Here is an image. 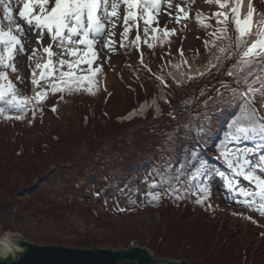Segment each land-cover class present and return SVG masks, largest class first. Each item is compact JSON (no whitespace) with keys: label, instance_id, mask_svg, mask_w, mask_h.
<instances>
[{"label":"trees","instance_id":"16d2710c","mask_svg":"<svg viewBox=\"0 0 264 264\" xmlns=\"http://www.w3.org/2000/svg\"><path fill=\"white\" fill-rule=\"evenodd\" d=\"M208 24L211 27L205 28L204 33L211 41L215 19ZM128 38L129 42L130 38L135 40L132 36ZM128 43L123 48L133 52L134 46ZM116 44L122 50L121 43ZM143 44L144 41L141 46ZM212 49L204 45L183 55L174 54L175 57L165 63L187 67L189 60L195 58L200 61L202 57H208ZM231 63L226 60L219 72L212 69L210 73L188 80L184 85H173L167 79L169 87L166 88L155 79L157 73L144 68L143 76L150 88L139 84L140 88L135 93H140L142 101L144 95L150 96L152 92L166 116L153 118L150 109L144 119L118 123L115 117L104 112L101 105L93 104L90 96L94 91H80L65 93L62 99L57 93L59 98L55 104L59 107L55 105V108L60 116L57 115L55 120L58 121L45 134L36 132L28 138L24 135L23 132L34 124L31 112L22 120L0 117V235H20L30 243L41 244L43 242L38 235L46 226L59 225L65 229L62 225L74 216L87 226L92 225V232L82 235L71 230L66 232L69 236L55 235L45 245L69 249L111 246L116 249L126 248L129 242H133L146 248L155 258L187 264H264V248L255 247L254 254L248 247L239 246L241 249L236 250L230 246L234 242V234L224 222L216 221L209 226L199 216L205 213L206 203L196 204L193 195L175 199L166 194L163 188L167 187V173L172 170L166 168L165 173L159 172L166 161L181 160L193 148L209 168H221L222 162L213 157L218 155L215 145L225 135L229 113L212 119L210 131L199 146L192 143L185 133L199 135L196 126L201 122V115L205 112L211 114L216 108L209 98L217 96L221 81L231 79L226 74L221 75ZM16 64H19L17 58L14 60ZM13 83L16 86L15 81ZM165 100L168 102L165 103ZM136 101L133 108L137 107ZM168 109L174 110L170 111L172 118L167 116ZM6 115L15 113L6 112ZM261 115H264V110H261ZM83 116L87 118L85 127L81 123ZM76 120L79 121L76 123ZM191 125L194 133L188 130ZM177 131L181 135L175 142L176 151L171 152L166 138ZM194 171L195 168L192 169ZM190 176L191 172L185 178V187ZM152 185L156 187L152 188ZM172 185L178 186L174 181ZM149 190L159 192V199L152 200L146 196ZM143 211L160 212V220L148 227L151 230L149 233L153 230L161 232L157 239L169 245L162 248L150 242L152 240L145 243L139 236L138 228L133 230L129 226H121L116 220ZM110 232L115 235L111 236ZM104 234L109 235L102 236Z\"/></svg>","mask_w":264,"mask_h":264},{"label":"snow or ice","instance_id":"6c2138e0","mask_svg":"<svg viewBox=\"0 0 264 264\" xmlns=\"http://www.w3.org/2000/svg\"><path fill=\"white\" fill-rule=\"evenodd\" d=\"M208 2L217 5L218 11L209 18L215 19L216 26L210 33L211 41L206 40L205 46L209 50L215 48L217 54L205 72L197 71L189 80L200 78L212 69L219 72L226 60L232 63L221 75L226 74L231 79L221 81L217 96L209 98L216 108L211 114L201 115V122L196 126L199 135L185 133V136H190L191 142L199 146L210 131L212 119L229 113L225 135L215 145L218 155L213 159L225 164L231 175L209 168L193 148L183 159H170L159 169L160 173H165L166 168L172 170L167 173V187L163 191L175 199L193 195L196 204H204L210 195L211 178L219 176L228 191L235 194L226 197L230 203L242 204L264 216V115H261L264 110V15L254 18L253 0H247L246 14L240 12L242 0ZM163 3H167L163 16L169 21L181 24L190 18L181 5L175 6L174 14L173 5L167 0H0V117L22 120L29 112L35 117L50 95L60 93L62 99L65 93H91L97 83L95 78L102 71L98 64L93 67L99 58L96 45L104 40L102 47L114 53L112 30L120 19L118 9L121 5L125 6L121 47H126L128 34L139 21H143L146 36L152 24L156 28L151 31H157ZM197 22L206 29L211 27L200 19L199 14ZM162 32L168 37L174 35L176 29H168L165 25ZM33 36L37 47L28 56L32 65L33 95L26 96L20 94L9 78L8 70L17 71L14 60L18 54L26 52L25 42ZM139 42L137 35L129 44L138 50ZM147 46L153 47L150 43ZM41 49L43 55L39 54ZM179 51L183 55L182 49ZM16 79L23 83L22 77ZM155 79L162 87H169L161 77ZM50 108L56 111L54 105ZM156 111L159 114L160 109ZM6 112L15 115H6ZM180 135L177 131L166 138L169 151H176L175 142ZM190 172L185 187V178ZM241 180L245 182L244 186H241ZM173 181L177 187H173ZM145 195L158 200L160 193L149 190Z\"/></svg>","mask_w":264,"mask_h":264},{"label":"rangeland","instance_id":"374dc122","mask_svg":"<svg viewBox=\"0 0 264 264\" xmlns=\"http://www.w3.org/2000/svg\"><path fill=\"white\" fill-rule=\"evenodd\" d=\"M167 2L173 5L172 10L174 14L176 5L185 7V9L189 12V23L187 22V20L181 24H177L174 20L169 21L166 16H163V10L167 8V3H163L160 26L155 33L151 31L152 28H156L155 24H152V26L149 27V33L147 36L144 33V25L142 24L141 28L134 25L132 34L129 32L128 36L136 38V36L139 35L140 39H142L139 42L140 46L138 50L135 47L133 52L130 49H125L123 47L122 50H119V44H114V53H109L107 49H104L102 47V45L104 44V40H100L96 45V49L99 53V58L94 62L93 67L98 64L101 66L102 71L98 73L95 78L97 83L93 87L92 91L94 92H92L93 95H91L90 97L92 98L93 104H96V106L101 105L104 108V112H106L110 117H115L114 120L118 123H122L125 121L128 122L134 119H144V117H135L134 119H129L126 116L133 110H137L140 104H148V106H150L149 102H152L154 100L155 102L157 101L152 92L149 93L151 94L150 96L144 95V99L142 98V101L139 98L140 93L138 94V91L135 93V91L140 88V86H138L139 84L144 86L146 89L150 88L149 83L144 78V68L148 69V71L150 70L152 73H157L158 76L161 77V79H163L164 81H167V79H169L173 82V85H176L177 83L173 80L174 77L172 76L173 71L176 70L180 75L183 76V78H185V75L187 74V77L189 78L190 76L196 75L197 72L195 70L199 72H205L204 70L206 67V63H208L209 59L211 60L212 56H214L215 60V56L217 53L215 48H213L208 57H202L200 61L195 58L189 60V62L187 63V67L168 65L167 63H165L168 62V60H172L174 54L181 55V52L179 51L181 49L184 54L186 52H191L200 48L201 46H204L205 41H208V36H206V33H204L205 28L201 26L202 24L197 22V14H199L200 19L204 23H209L214 22V19L209 18L212 17V14L214 12L218 11V6L214 3H209L208 0H167ZM243 2L244 0H242L241 6ZM253 7L254 17L264 15V0H253ZM124 9V5H121V7L118 9L120 19L116 23L115 28L112 30L114 32V35L112 36V40L114 42L120 41L121 43L122 41V33L124 28L123 15L125 14ZM246 11L247 3L246 9L244 11L245 14ZM165 25L168 29H176L175 34L164 37L162 29L165 27ZM130 41H132V38H130ZM142 41H144V44L141 46ZM128 42L129 38L127 39V41H125V44ZM149 43L153 45L152 48H149L147 46ZM36 47L37 45L35 37H29L25 42L26 52L24 54H18L16 56L19 63L15 65L17 71L15 73L11 72V70L8 72L9 76H11L9 78H12L13 82L15 81V84L16 86H18V90L21 95H33V86L31 84L32 65L28 60V56L31 55L32 49ZM39 54L43 55L42 49L40 50ZM193 54L196 55L195 53ZM198 56L200 57L201 55ZM17 76L23 78V83L16 79ZM50 96L48 102H45V107H43L41 111L37 112V116L34 117V124L23 132L27 138L34 136L36 132H44V134L48 133V129L50 128V126H53L54 122L58 121L55 120V118L58 117L57 115L60 116L59 112L57 113L56 111L54 113L53 111H51L50 106L56 105L55 102L59 98V94ZM167 96L171 98V95L169 93H167ZM137 98V107L133 108V103ZM56 107L59 106L56 105ZM127 110L129 111L128 113H126ZM170 110L171 109H168V112H166L168 114L167 116L171 117ZM124 113L126 114L124 115ZM162 115L166 116L163 111L158 116H155L153 113V118L161 117ZM64 119L67 120L66 117ZM78 121L79 120H76V123ZM81 121L82 126L85 127L87 124L86 116H83ZM190 127H192V129L194 128L191 125L188 127V129H190ZM53 140H55V137H53ZM42 147L46 148L45 145H43ZM209 188L210 195L205 200V213H203V215H199L197 213L196 214L201 216V218L204 219V222L209 226L214 225L216 221L224 222L227 229L234 234V242L230 243V246H234L236 250L241 249L239 248V246L248 247L251 252H255L254 254H256L255 247H258L262 250L264 248V216H260L258 211L246 208L242 204L238 205L236 203H230L226 199V197H234L235 194L223 192L220 188L219 183H217L215 180H212V178L209 183ZM193 199L196 200V196H193ZM160 218V212L143 211L142 213L140 212L136 215H124L117 218L116 220H118V223L121 226H129L131 228H134L133 230H135V228H138V232L140 233L139 236L141 239H144L145 243L152 240L150 242H152L154 245L163 248L164 246L169 244L168 242L157 239L162 235V233L157 232L156 230H153L152 233H149V231L151 230L148 229V227L152 225L153 222H157L158 220H160ZM62 226L65 227V229H63L59 225L52 227L46 226L39 235L37 234L39 236V240H41L43 243L36 245L48 246L45 244H49V242L55 238V235L69 236L66 232H71V230L82 235L89 231L92 232V225L87 226L85 223H83V220H77L74 216L69 217V222ZM164 231L166 232V230ZM109 234H111V236L115 235L113 232H110ZM109 234H104L102 236L107 237ZM9 236L12 235H0V241L5 240ZM163 236H166V234L163 233ZM134 244L133 242H129L128 247H141ZM97 248L113 249L111 246Z\"/></svg>","mask_w":264,"mask_h":264},{"label":"water","instance_id":"95a60500","mask_svg":"<svg viewBox=\"0 0 264 264\" xmlns=\"http://www.w3.org/2000/svg\"><path fill=\"white\" fill-rule=\"evenodd\" d=\"M0 264H187L155 258L146 248H63L30 243L20 235L0 241Z\"/></svg>","mask_w":264,"mask_h":264},{"label":"bare ground","instance_id":"6f19581e","mask_svg":"<svg viewBox=\"0 0 264 264\" xmlns=\"http://www.w3.org/2000/svg\"><path fill=\"white\" fill-rule=\"evenodd\" d=\"M246 0H244V2H243V4H242V6H241V9H240V12H241V14H245L244 13V11H245V7H246ZM255 18V17H254ZM212 61H213V58H212ZM82 66H84V67H87V65H82ZM196 72H197V70H195ZM172 76L174 77V79L176 80V81H182V82H184V84H186L187 82H188V80H189V78L187 77V74L185 75V78H183V76L182 75H180L178 72H176V71H173V73H172ZM146 109H148V104H143V106H142V108L139 110V111H134V112H132V114L130 115V116H137V115H142L141 113H143V112H145V110ZM149 110V109H148ZM137 114V115H136ZM135 118V117H134ZM191 132V131H190ZM222 181H223V183L225 184V182H224V180H223V178H222ZM7 239V238H6Z\"/></svg>","mask_w":264,"mask_h":264}]
</instances>
